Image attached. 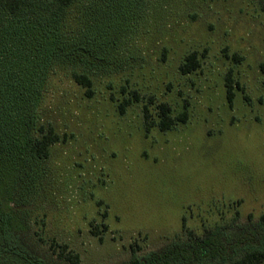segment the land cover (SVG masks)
Here are the masks:
<instances>
[{"label": "rangeland", "instance_id": "1", "mask_svg": "<svg viewBox=\"0 0 264 264\" xmlns=\"http://www.w3.org/2000/svg\"><path fill=\"white\" fill-rule=\"evenodd\" d=\"M42 1L50 0H34ZM110 1L115 44L102 48L101 68L37 67L21 53L29 40L17 51L0 48V84L16 80L28 93L14 107L32 103L35 130L52 126L60 136L43 160L29 153L18 123L0 141V204L13 212L0 264H72L58 255L63 245L78 264H124L132 252L144 258L187 245L190 231L255 228L264 214V0ZM99 3L72 1L63 16L68 38L87 46ZM191 52L199 67L183 74ZM73 71L89 75L91 96ZM159 103L186 121L161 131Z\"/></svg>", "mask_w": 264, "mask_h": 264}, {"label": "trees", "instance_id": "2", "mask_svg": "<svg viewBox=\"0 0 264 264\" xmlns=\"http://www.w3.org/2000/svg\"><path fill=\"white\" fill-rule=\"evenodd\" d=\"M72 1L50 0L48 3L42 1V4H37L34 0H0V48L6 45L17 51L20 40H29L28 44L23 46L28 49L21 53L29 57L28 61L31 59L37 67H49L51 63H54L71 66L82 64L93 69L101 68L103 64L99 60L105 55L102 48L111 49L115 44L114 39L111 40L115 36L114 21L118 16L114 9L115 4L110 0H104V4L99 3L97 7L95 6L90 16L92 20H96L97 26L91 40L85 46L82 44V39L77 40L76 37L70 39L68 37L72 36L67 35L65 31L68 19L63 16ZM261 7L264 12V3ZM107 21L108 24L104 25ZM25 28L30 35L21 32ZM105 39L106 42L109 39L106 44H104ZM109 52L106 55H109ZM32 58L35 60L33 61ZM198 67L197 54L191 52L186 55L179 69L183 74H187ZM71 77L85 89L88 96L92 95L93 83L87 73L73 71ZM225 85L227 100L231 103L234 97L231 77H226ZM132 94L133 99L139 101L138 92L133 90ZM27 98L28 93L26 94L25 89L19 86L16 80L8 85L7 89L0 84V141H7V137L13 133L14 125L18 123L23 128L24 134L28 136L25 139V146L29 153L43 160L49 156L51 146L60 140V136L52 126L45 128L41 124L37 131L35 130L36 110L32 103L24 104L22 109L14 107ZM130 101L125 100L120 104L119 108L122 112ZM156 110L157 126L161 131L171 129L176 121H186V113L177 118L173 117L171 107L167 103L157 104ZM144 120L145 128L149 130L154 125V121L147 105L144 106ZM30 132L39 134L30 136ZM12 221V210L4 209L0 204V236L10 233ZM93 234L98 235L95 230ZM58 255L72 264H78L80 261L79 255L69 250L67 245L61 246ZM26 258L30 263L42 264L40 261ZM204 262L262 264L264 262V214L259 216L258 226L255 228H244L233 235L226 233L223 226L207 229L201 235L190 231L187 245L173 243L161 251L149 252L144 258L132 252L129 261L124 264H202Z\"/></svg>", "mask_w": 264, "mask_h": 264}]
</instances>
